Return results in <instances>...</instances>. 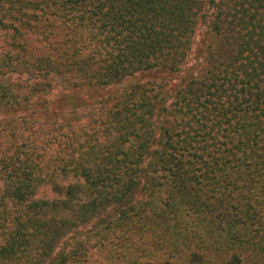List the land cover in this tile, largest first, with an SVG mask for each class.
I'll use <instances>...</instances> for the list:
<instances>
[{
    "label": "trees",
    "instance_id": "trees-1",
    "mask_svg": "<svg viewBox=\"0 0 264 264\" xmlns=\"http://www.w3.org/2000/svg\"><path fill=\"white\" fill-rule=\"evenodd\" d=\"M201 28L209 40L198 67L164 91L161 74L185 67ZM0 31L11 40L0 111L21 108L38 86L17 71L37 70L47 84L80 77L72 85L89 90L137 73L157 78L120 86L51 127L0 130V264H42L65 227L131 202L140 185V207L165 232L148 247L165 253L118 264L264 257V0H0ZM28 33L27 59L14 40ZM214 245L221 252L208 254Z\"/></svg>",
    "mask_w": 264,
    "mask_h": 264
},
{
    "label": "rangeland",
    "instance_id": "rangeland-1",
    "mask_svg": "<svg viewBox=\"0 0 264 264\" xmlns=\"http://www.w3.org/2000/svg\"><path fill=\"white\" fill-rule=\"evenodd\" d=\"M53 12L54 14H64V12L57 10ZM204 29L201 28L199 31L196 44L187 59L185 67L174 76L161 74V77L164 78L162 81L165 84L164 91L182 83L183 79L189 77L198 67L205 45L209 40V35ZM22 31H25V29L22 28ZM34 35L33 33H28L23 37L17 36L15 38L14 43H21L24 46L23 51H16L20 57L28 59V49H30L28 43L35 37ZM3 36L0 31V62L7 57V45L11 42L9 39L3 41L5 39ZM24 41H28L27 44ZM17 49H20L19 46ZM21 72L26 71L22 70ZM15 75L23 81L29 78V85L33 86L37 83L38 86L30 95L29 102L22 105L21 108L12 110L9 113L0 111V130L4 131V134L6 132L19 133L30 129L35 130L39 125L51 127L54 124L61 123V119L66 115L75 113L78 116L82 110L90 111L95 103L102 100L108 93L117 90L120 86L136 83H145L147 85L149 81L157 79H154L152 74L137 73L133 76H127L120 82L108 87L104 86L103 89L89 90L72 85L75 81L80 83L82 81L80 77L74 79L73 76H70L65 81L51 77L47 84V79L40 75L37 70L31 76L22 74L19 71L15 72ZM67 82L71 84L69 85ZM0 184L2 185L3 183L0 181ZM145 196L146 191L140 185L134 195H132L131 202L123 205L118 201V204L121 205L115 203L103 205L86 221L75 226L65 227L42 264H61L64 257H69L67 264H77V260L82 262L80 264H118L119 259H130L133 254L146 256L147 254L158 252L165 253V248L161 251H156L148 247L150 242L155 241L152 238V234L156 237H161L165 232L162 228L164 227L163 221L155 219V213L150 207L148 205L140 207ZM147 201L148 199L145 202ZM158 213L161 218L166 217L170 220L172 218V215L164 210L160 209ZM122 215L129 217L136 215V217H133V222H130L127 226H122L118 223ZM137 219L141 221L136 223L138 222ZM149 224L151 226H148ZM114 225H118V229L110 230V228L115 227ZM120 229L124 230L125 233ZM80 243L84 244V248H79L75 253H80L82 256L80 258L72 256V252L75 248H78ZM208 250H210L208 254H213L215 250H220L221 252L222 248L219 245H214L210 246ZM220 252L216 251V253ZM167 253L180 254L178 248L176 250L173 248ZM252 258L253 261L245 264H264V257L254 258L253 256L249 260Z\"/></svg>",
    "mask_w": 264,
    "mask_h": 264
}]
</instances>
